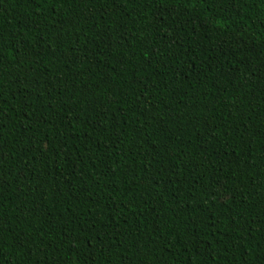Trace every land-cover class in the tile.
<instances>
[{
    "label": "trees",
    "instance_id": "1",
    "mask_svg": "<svg viewBox=\"0 0 264 264\" xmlns=\"http://www.w3.org/2000/svg\"><path fill=\"white\" fill-rule=\"evenodd\" d=\"M0 264H264V0H0Z\"/></svg>",
    "mask_w": 264,
    "mask_h": 264
}]
</instances>
